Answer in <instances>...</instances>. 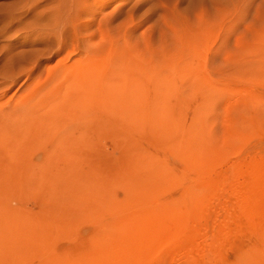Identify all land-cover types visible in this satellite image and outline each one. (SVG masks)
I'll return each instance as SVG.
<instances>
[{
  "label": "rangeland",
  "instance_id": "1",
  "mask_svg": "<svg viewBox=\"0 0 264 264\" xmlns=\"http://www.w3.org/2000/svg\"><path fill=\"white\" fill-rule=\"evenodd\" d=\"M0 264H264V0H0Z\"/></svg>",
  "mask_w": 264,
  "mask_h": 264
},
{
  "label": "bare ground",
  "instance_id": "2",
  "mask_svg": "<svg viewBox=\"0 0 264 264\" xmlns=\"http://www.w3.org/2000/svg\"><path fill=\"white\" fill-rule=\"evenodd\" d=\"M50 97H51V101L48 100L49 102L47 101V102L44 103L43 105H41V104L39 103V108H38V106H37V104H36L37 102L35 103L36 107L40 110V111H39L40 116L38 115V116L36 117V118H37L36 120H37V123H38V124H39L40 122H42L43 118H45V121H46L47 117H49V118H50V117L55 118V116L57 115V114H56V113H57V98H56V95L53 94V93L51 92V96H50ZM26 99H27V98H26ZM46 99H50L49 96H48V98L46 97ZM23 100H24V99H23ZM26 101H27V100H26ZM28 101H30V100H28ZM39 102H40V101H39ZM22 103H23V101H22ZM25 104H26V103H25ZM30 104H31V102H30ZM35 105L33 104V106H35ZM20 106H23V104L20 103V105H19L18 107H16V108L19 109ZM24 106H25V105H24ZM24 106L21 108V110L24 108ZM25 107H27L28 110H29L32 106H31L30 108H29V105H27V106H25ZM34 108H35V107H34ZM25 109H26V108L23 109L24 112H26ZM31 109H32V110H31ZM31 109H30V110L32 111L31 114L34 113V118H35V112H38V109H33V108H31ZM34 110H35V112H34ZM36 110H37V111H36ZM23 111L21 112V115H23V116H24V115H27V114H25ZM19 112H20V109H19ZM16 113H17V112H16ZM9 114H10V113H9ZM36 114H38V113H36ZM17 115H18V114H17ZM7 116H8V115H7ZM7 116H6V117H7ZM30 117H31V115H30ZM30 117H29V118H30ZM32 117H33V116H32ZM23 118H24V117H23ZM26 118H27V116H26ZM34 118H32V119H34ZM38 118H42V120H39L40 122H38ZM7 119H8V118H7ZM51 120H52V119H51ZM51 120H50V121H51ZM34 121H35V120H34ZM45 121L43 120V122H45ZM50 121H49V122H50ZM32 122H33V121H32ZM45 123H46V122H45ZM8 124H9V123H8ZM16 124H17V123H16ZM18 124H19V123H18ZM23 124H24V122H23ZM23 124H22V125H23ZM35 124H36V122H35ZM48 124H49V123H48ZM48 124H47V125H48ZM14 125H15V124H14ZM24 125H25V124H24ZM42 125H43V123H42ZM42 125H41V126H42ZM47 125H45V127H46ZM49 125H50V124H49ZM49 125H48V126H49ZM36 126H37V124H36ZM38 126L40 127V124H39ZM48 126H47V128L49 129ZM12 127H13V126H12ZM15 127H16V126H15ZM34 127H35V126H34ZM34 127H33V128H34ZM39 127H37V128H39ZM42 129H43V128H42ZM34 130H35V128H34ZM43 130H44V129H43ZM9 131H10V128H9ZM9 131H7L8 134H9ZM44 131H47V130H44ZM4 133H5V132H4ZM7 133H6V134H7ZM39 133H41V132L38 131V134H39ZM212 188H213V187H212ZM186 199H187V197H186ZM230 200H231V199H230ZM168 207H170V206H168ZM185 210H186V209H185ZM194 210H195V209H194ZM171 215H172V213H171ZM197 216H198V214H197ZM200 217H201V216H200ZM171 219H172V218H171ZM173 224H175V223H173ZM239 224H240V223H239ZM235 225H237V224H235ZM226 226H228V225H226ZM237 226H238V225H237ZM222 227H223V226H222ZM224 227H225V226H224ZM224 227H223V228H224ZM233 227H234V224H233V222H232V224H229V227H228V228H229V231H227L225 234L223 233V236H227L228 233L231 231V229H233ZM253 227H254V226H253ZM225 228H226V227H225ZM235 232H236V231H235ZM221 237H222V236H221ZM232 238H233V237H232ZM193 246H194V245H193ZM215 247H217V246H215ZM192 256H193V255H192ZM189 257H190V256H189ZM184 258H186V259L188 260V257H187L186 255H185Z\"/></svg>",
  "mask_w": 264,
  "mask_h": 264
}]
</instances>
